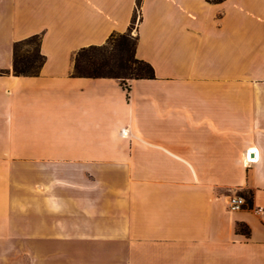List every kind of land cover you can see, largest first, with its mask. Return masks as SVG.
Wrapping results in <instances>:
<instances>
[{
  "label": "crops",
  "instance_id": "obj_1",
  "mask_svg": "<svg viewBox=\"0 0 264 264\" xmlns=\"http://www.w3.org/2000/svg\"><path fill=\"white\" fill-rule=\"evenodd\" d=\"M137 7L0 0V245L22 264H264V0ZM137 11L156 78L74 76ZM36 34L39 75H15ZM233 193L251 202L230 212Z\"/></svg>",
  "mask_w": 264,
  "mask_h": 264
},
{
  "label": "trees",
  "instance_id": "obj_2",
  "mask_svg": "<svg viewBox=\"0 0 264 264\" xmlns=\"http://www.w3.org/2000/svg\"><path fill=\"white\" fill-rule=\"evenodd\" d=\"M140 5L141 0H137L138 10ZM134 23L135 16L127 31L112 33L103 44L89 45L78 49L74 54L73 75L90 78H114L123 85H126L128 80L156 78L153 65L136 55L138 36L131 34ZM30 43L34 44L32 51L20 54V46ZM40 46L41 36L39 34L14 43L13 73L15 75H39L46 61V56L41 53ZM2 72L5 71L0 70V73ZM246 199L248 203L251 202L249 198ZM236 228L238 232L250 235L247 225L237 223Z\"/></svg>",
  "mask_w": 264,
  "mask_h": 264
},
{
  "label": "rangeland",
  "instance_id": "obj_3",
  "mask_svg": "<svg viewBox=\"0 0 264 264\" xmlns=\"http://www.w3.org/2000/svg\"><path fill=\"white\" fill-rule=\"evenodd\" d=\"M211 3H217L221 2L219 0H207ZM140 17V14L138 11L135 14V23L132 29L131 34L133 36L137 35L135 32V27L138 22V18ZM34 48V44H25L20 46L19 48V53L23 54L27 51H32ZM24 251V246L23 245H0V264H22L23 263V258H22V253ZM8 257V260L5 258ZM4 259V260H2Z\"/></svg>",
  "mask_w": 264,
  "mask_h": 264
},
{
  "label": "built area",
  "instance_id": "obj_4",
  "mask_svg": "<svg viewBox=\"0 0 264 264\" xmlns=\"http://www.w3.org/2000/svg\"><path fill=\"white\" fill-rule=\"evenodd\" d=\"M254 150H247L242 157V163L245 167H250L257 158L251 154ZM227 208L230 212H237L244 209L247 205V199L245 196L239 193H233L227 197ZM258 211H262V208H259Z\"/></svg>",
  "mask_w": 264,
  "mask_h": 264
}]
</instances>
